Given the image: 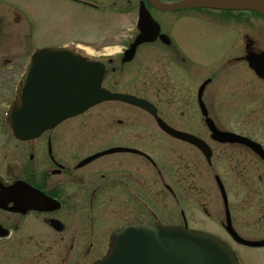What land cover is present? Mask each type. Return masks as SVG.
Returning <instances> with one entry per match:
<instances>
[{"label": "flooded vegetation", "instance_id": "obj_1", "mask_svg": "<svg viewBox=\"0 0 264 264\" xmlns=\"http://www.w3.org/2000/svg\"><path fill=\"white\" fill-rule=\"evenodd\" d=\"M160 1L171 3L180 0ZM60 2L77 5L86 11L93 10L103 16L117 13L132 19V26L123 28L117 37L118 43L110 46L119 47L113 53L95 55L87 53L85 47L80 45L62 47L80 54L86 60L101 63L104 67L102 87L105 90L114 94L133 95L150 102L156 109V117L146 113L151 121L144 124L124 114H119L115 119L114 116L109 118L107 114L101 113V138L113 143L109 149L135 150L118 152L132 154L133 160L112 157L105 160V156L112 155L106 154L82 165L85 159L109 150L78 158L82 144L90 143L85 133L90 131L91 123L96 120L92 118L78 120L75 125L61 129L65 123H73L80 116L68 119L27 141L14 137L7 118L8 112L14 101L18 81L24 76L32 55L41 49L31 50L20 78L13 87V61L25 57V52H30L19 39L20 35L27 36L29 25L16 6L5 5L0 0V46L6 47L15 41L18 50L12 55L14 60L7 55H0V63L4 67H0V84H4L0 87V264H95L108 251L114 232L135 223H152L141 221L140 211L135 209L137 205L152 207V191H160V196L164 195L166 200L174 199V191L192 188L189 175L197 174L199 183L196 189L200 193L204 188L200 182L205 171L204 165L213 174L215 215L204 203L198 205L197 210L205 218L213 220L217 226L213 234L220 238H231L226 223L228 211L232 231L243 237L234 215L235 190H247L253 194L255 191L257 198L264 197V178L258 175L256 180H251L250 173L253 168H257L264 174V161L260 155L246 143L213 141L207 130L209 140L207 136H197L211 151L210 159H205L196 147L166 134L158 126L157 120L161 119L176 130H179L177 127L187 129L197 113L198 120L206 128L201 101L219 131L248 139L264 152V114L261 112H264V91L258 93L260 102L254 106L253 100L247 99L251 93L249 96L248 92L243 94L242 98L240 88H222L223 92L220 93V89L213 86L220 73L225 74L227 70L228 73L239 67V71L242 68L246 75L245 84L254 79L264 87V79L259 78L250 67V62L264 53V17L248 10L183 9L173 12H194L195 18L205 20L229 34L225 53L213 69L202 71V78L200 74L193 77L198 82L194 91L188 82L191 54L190 44L185 38L187 28L182 27L179 31L173 28L172 21L164 25L160 23L156 16L168 12L155 9L148 0ZM142 10L156 24L155 29L148 24L144 27L138 24ZM12 14L14 18H11ZM143 35L149 36L150 41L140 43L133 53L130 52L134 41ZM14 38L16 40H12ZM205 82L207 84L200 95L199 90ZM242 89L246 91L247 87ZM104 103L138 109L118 101ZM222 122L231 124L233 129L223 130L227 124ZM126 130L127 144L121 145L126 142ZM96 133L91 136L94 140L100 139ZM173 141L180 143L186 150L185 153H177L174 160L171 156ZM189 152L197 154L202 160L199 165L189 161ZM239 168L248 172L246 176ZM222 170L224 175L221 174ZM238 172L242 178H237ZM220 185L226 196L227 207ZM257 205L261 210L260 215H256L255 203L250 200V206L254 207V213H246L250 221L254 216L259 220L264 218V201ZM125 207H134V213L130 214ZM149 212L152 217V212ZM180 215L187 228L208 232L190 227L185 212L181 211Z\"/></svg>", "mask_w": 264, "mask_h": 264}, {"label": "rangeland", "instance_id": "obj_2", "mask_svg": "<svg viewBox=\"0 0 264 264\" xmlns=\"http://www.w3.org/2000/svg\"><path fill=\"white\" fill-rule=\"evenodd\" d=\"M5 5L16 6L21 13L27 18L29 25V31L27 36L20 35V40L23 42L25 47L30 50V52H25V57H21L16 62L13 61L12 71L13 78L12 84L13 87L17 84V81L20 78V73L23 71V67L27 62L31 50L44 49V48H59L63 45L67 46H84L85 51L88 53H113L117 51L119 47L115 46L111 48L110 46L118 43L117 37L122 33V29L129 28L132 26V19L125 18L120 16L117 13H109L108 16L99 14L93 10H83L77 5H64V2L60 0H1ZM193 15H196L194 12H184L181 14H174L173 12L162 13L157 15V19L160 23L167 24L169 21L173 22V28L181 30L182 27L187 28V36L185 37L190 44V60L189 63L191 67L189 68L190 77L188 82L190 87L196 91L198 82L193 80L194 76H199L202 78V71H211L217 61H219L220 56L225 53V47L227 40L229 38L228 32L222 30L221 28L217 29L213 25L207 23V21L195 18ZM11 18H14V15H11ZM175 19V21H173ZM13 20V19H12ZM12 40H16L15 38ZM16 42H12L6 47L0 46V55H7L6 57L13 59V54L17 53ZM102 47H105L102 50ZM108 47V48H107ZM3 57V58H6ZM0 67H3V64L0 63ZM4 69V67H3ZM10 69V68H9ZM238 68H233L232 71H227L225 74L220 73V77L215 81L216 84L214 88L220 89V93L223 92L222 88L228 87H237V90L240 88L243 98V94L251 93V97L247 99H252L254 106L260 102V92L264 91V87L259 85L256 80H248L245 84L244 77L246 76L243 72V69L239 71ZM227 73V74H226ZM198 77V78H200ZM232 78V81L230 80ZM1 83V82H0ZM3 87L4 84H0V87ZM212 87V86H210ZM243 87H247V90H243ZM243 90V91H242ZM246 96V97H247ZM224 108H227V105H222ZM248 108V107H244ZM264 114V112L261 110ZM108 115L109 118L117 119L119 114L130 116L131 118L137 119L142 123L146 124L151 121V117L139 109L128 108L125 106H119L118 104L104 103L99 104L91 108L84 115L78 117L73 123H65L61 129L69 128L71 125L78 120L92 118L95 122L91 123L92 127L90 131H87L86 136L87 140L90 142L82 144L80 157H87L95 154L96 152H102L109 149L113 146V143L109 142L102 136V127H101V115ZM221 114V113H220ZM196 117L193 116V121H190V124L187 129L182 127L179 128L180 131H184L196 136H207V128H203L201 121L198 120V114L195 113ZM191 117V112H190ZM222 124H225L222 122ZM227 126L223 130H232L233 126L229 123H226ZM225 124V125H226ZM229 124V125H228ZM178 130V131H179ZM63 132V130H62ZM97 132L100 135V139L94 140L91 136ZM96 133V134H97ZM82 133V135H85ZM132 134V133H131ZM127 130L125 134V141L127 140ZM209 140V138H208ZM127 141L124 144L126 145ZM81 145V143H80ZM62 150V149H61ZM155 151V150H153ZM185 153L186 150L181 146L180 143L173 141L171 156L173 160L176 158L177 153ZM157 154V153H156ZM158 155V154H157ZM188 159L191 163L199 165L201 159H199L197 154L189 152L187 154ZM116 158V159H129L133 160L134 156L129 153H115L112 155L105 156V160ZM77 159V160H79ZM216 162V160H214ZM240 166V165H239ZM205 171L200 180L204 188L200 193L197 192L196 186L199 183L197 180V174L189 175V184L192 186L191 189L179 191H174L176 197L174 199L168 198L165 199L164 195L160 196V191H152V207L137 205L135 209L140 211L139 216L141 221H152L158 222L161 225L166 226H181L183 224L180 212H185L188 216L189 226L192 228H199L206 230L210 233H213L217 230V226L214 224L212 219H207L203 214L197 210L198 205L204 203L209 210L213 213L215 206V187H213V174L211 170L208 169L207 165H204ZM243 171V175L246 176L244 169L239 168ZM257 168H253L251 173V180H256L258 175H262L264 178L263 172ZM256 173H255V172ZM222 172V173H221ZM220 173L224 175L222 170ZM237 178H242L238 172ZM250 180V178H249ZM237 182H242L239 179H236ZM204 183V184H203ZM199 186V185H198ZM237 198L233 202L234 215L236 217V225L238 230L242 233V236L246 240L258 241L264 239V218L261 217V220L257 216H254L252 221L246 217V213L253 212L255 207L256 215L261 214V210L258 207L257 203L262 204L264 197L257 198L255 191L254 194L247 190L238 189L235 190ZM254 195V196H253ZM264 195V194H263ZM185 197V198H184ZM250 200H253L255 203L254 207L250 206ZM259 200V201H258ZM127 211H130V214L134 213V207H125ZM152 212V217L150 212ZM243 214L242 215H240ZM254 213V212H253ZM215 215V214H214ZM248 218V219H247ZM263 218V219H262ZM258 219L259 221L255 220ZM216 235V234H215ZM232 249L236 252L240 264H264V247L262 248H249L244 246H239L235 244L230 238L223 237Z\"/></svg>", "mask_w": 264, "mask_h": 264}, {"label": "water", "instance_id": "obj_3", "mask_svg": "<svg viewBox=\"0 0 264 264\" xmlns=\"http://www.w3.org/2000/svg\"><path fill=\"white\" fill-rule=\"evenodd\" d=\"M148 1L155 9L167 12L201 8L248 10L264 17V0H180L172 3ZM147 24L155 29L156 24L142 10L139 25L144 27ZM150 39L146 35L139 37L131 46L130 52L133 53L140 43ZM250 67L257 76L264 79V54L250 62ZM103 72L100 64L88 62L68 49L48 48L36 52L25 77L18 85L15 101L8 115L15 137L23 141L37 138L44 131L104 101L124 102L156 115V110L144 100L129 95L111 94L102 89ZM207 82L200 88V95ZM200 107L202 115L207 117L201 101ZM205 123L215 141L252 144L231 133L218 131L208 118ZM158 124L169 135L196 146L207 159L210 158L209 148L199 138L171 129L161 120H158ZM252 147L264 159V153L256 145ZM128 151L134 150L111 149L88 158L82 165L106 154ZM221 191L227 206L223 188ZM226 216L229 233L237 243L252 248L264 247V240L247 241L238 237L230 228L228 211ZM111 239L113 243L107 254L95 264H240L236 253L219 237L184 227L136 223L113 233Z\"/></svg>", "mask_w": 264, "mask_h": 264}]
</instances>
